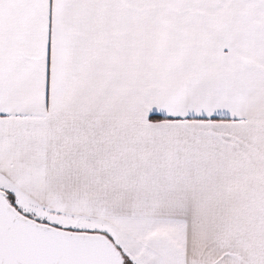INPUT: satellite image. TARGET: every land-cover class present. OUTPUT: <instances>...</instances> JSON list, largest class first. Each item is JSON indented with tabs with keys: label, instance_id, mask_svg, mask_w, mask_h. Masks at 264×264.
Returning <instances> with one entry per match:
<instances>
[{
	"label": "crops",
	"instance_id": "crops-1",
	"mask_svg": "<svg viewBox=\"0 0 264 264\" xmlns=\"http://www.w3.org/2000/svg\"><path fill=\"white\" fill-rule=\"evenodd\" d=\"M0 189L264 264V0H0Z\"/></svg>",
	"mask_w": 264,
	"mask_h": 264
},
{
	"label": "water",
	"instance_id": "water-1",
	"mask_svg": "<svg viewBox=\"0 0 264 264\" xmlns=\"http://www.w3.org/2000/svg\"><path fill=\"white\" fill-rule=\"evenodd\" d=\"M105 234L40 222L19 211L0 189V264H125Z\"/></svg>",
	"mask_w": 264,
	"mask_h": 264
},
{
	"label": "rangeland",
	"instance_id": "rangeland-1",
	"mask_svg": "<svg viewBox=\"0 0 264 264\" xmlns=\"http://www.w3.org/2000/svg\"><path fill=\"white\" fill-rule=\"evenodd\" d=\"M19 211L23 214H26L33 219L48 222L52 225L59 226L62 228H67L71 230H95L106 233L110 236L115 243H117L118 247L124 252V257L126 259L125 264H170L168 259H163L162 255L164 253H160L156 250L157 245L156 242H151L154 239L156 240L158 237L155 236L153 231L150 232L149 239L150 242H144L143 237H139L138 233H135V229L131 228H122L118 225V223L111 221H96V220H88L82 218H75V216H71L63 220L59 218L57 215L49 212H44L37 208L35 205H20L21 208L16 206ZM165 232L157 234L158 236H164L163 238L168 237L169 227H167ZM148 235V234H147ZM146 235V236H147ZM175 262V261H174Z\"/></svg>",
	"mask_w": 264,
	"mask_h": 264
},
{
	"label": "trees",
	"instance_id": "trees-1",
	"mask_svg": "<svg viewBox=\"0 0 264 264\" xmlns=\"http://www.w3.org/2000/svg\"><path fill=\"white\" fill-rule=\"evenodd\" d=\"M9 200L11 201V203L16 206L15 202H14V198L12 194H9Z\"/></svg>",
	"mask_w": 264,
	"mask_h": 264
}]
</instances>
